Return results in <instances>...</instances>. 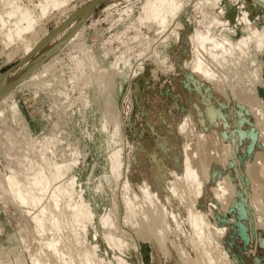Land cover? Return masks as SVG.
Wrapping results in <instances>:
<instances>
[{"label":"rangeland","instance_id":"1","mask_svg":"<svg viewBox=\"0 0 264 264\" xmlns=\"http://www.w3.org/2000/svg\"><path fill=\"white\" fill-rule=\"evenodd\" d=\"M10 1L0 0V264L37 257L87 264L94 256L99 264H209L206 253L214 264H264V197L248 178L249 164L264 155V128L233 95L234 87L249 91L264 107V0H176L165 10L175 13L162 14L165 24L162 16L140 22L148 0H69L43 16L34 8L39 0ZM11 4L31 8L35 21L23 38L7 41L1 15ZM206 30L233 48L213 59L198 42ZM197 59L211 75L193 66ZM184 131L195 142L199 132L219 134L213 141L224 150L210 149L208 188L216 177L227 186L228 177L236 185L231 199L228 188L222 203L192 191L184 165L195 142ZM144 168L158 191L152 200L142 188ZM39 170L69 188L59 203L44 197L46 228L33 218L40 205L21 202L6 176L24 186ZM69 203H85L91 215L75 225ZM166 207L176 213H164L168 235L160 219L155 228L150 221ZM191 209L204 218L200 242L188 226ZM52 239L64 258L47 246Z\"/></svg>","mask_w":264,"mask_h":264},{"label":"bare ground","instance_id":"2","mask_svg":"<svg viewBox=\"0 0 264 264\" xmlns=\"http://www.w3.org/2000/svg\"><path fill=\"white\" fill-rule=\"evenodd\" d=\"M11 1H13V0H11ZM10 1V2H11ZM68 1L69 0H39V2L37 3H35V7L34 8H36V7H38L40 10H41V13H40V15L41 16H43V15H46V14H48L49 12H51V11H53V10H58V9H60L61 7H65L66 5H67V3H68ZM9 2V3H10ZM14 2H16V1H13V2H11V3H14ZM176 0H148L147 2H145L144 4H143V10H144V18L143 17H141L142 19H140V22H142V20L144 19L146 22H144V20H143V22L144 23H148V22H150L151 20L153 21H158V19L159 18H161V16H162V14H164V12H165V10H166V7L167 6H171V9H172V7L174 6V5H176ZM15 4V3H14ZM14 4H11V6L10 7H12V6H14V7H12V8H14L13 10L11 9V11H9V12H6V13H4L3 15H1V18H2V22H3V24H4V27L5 26H7V28H6V35H5V37H6V39H7V41H11V40H14L15 38L14 37H16V38H20L21 36H22V38L24 37L23 36V34L26 32H28L30 29H32V27H34L33 26V24H34V21H35V16L33 17V10L31 9V8H22V6L21 5H18V4H16V5H14ZM178 4H179V0H178ZM173 5V6H172ZM177 7H179V5L177 6ZM177 7H175L174 8V11H175V9L177 8ZM168 9H169V7H167ZM31 9V10H30ZM167 9V10H168ZM170 9V10H171ZM178 9V8H177ZM173 10V9H172ZM167 13H169L170 15L171 14H174L175 12H173L172 13V11L171 12H169V11H167V12H165V14L167 15ZM165 16V15H164ZM163 17V16H162ZM167 18H168V16H167ZM139 19V18H138ZM156 19V20H155ZM206 19H208L209 20V18H206ZM165 21H167V19H166V16L165 17H163L162 19H161V21H159V22H162L163 24H165ZM20 22H24V24L23 25H20L21 23ZM139 22V21H138ZM161 24V23H160ZM167 25V24H166ZM165 25V26H166ZM140 27V26H139ZM214 28V27H213ZM208 29V28H207ZM246 31H247V33L249 34V35H251V33L249 32V30H250V28L249 27H247L246 26ZM25 33V34H26ZM199 33H201V32H199ZM24 34V35H25ZM205 36V38H203ZM16 40V39H15ZM17 41H18V39H17ZM19 41H20V39H19ZM198 42H199V44H200V47L201 48H203L209 55H211V57H213V59H217L219 56H220V54L222 53V48L224 47H231V48H233V45H232V42H231V40L229 39V38H224V37H218L217 35H215V34H212V32H211V30H206V33H201V34H199L198 35ZM248 42V41H247ZM249 45V44H248ZM236 50V49H235ZM235 52V51H234ZM237 53V52H236ZM239 54V53H238ZM236 56H237V54H236ZM239 56V55H238ZM245 62V61H244ZM194 65L193 66H195V68L196 69H203V72L202 73H205L204 75H206V76H208V75H211V74H209V72H208V70H206L204 67H203V63H202V61H201V59H197L194 63H193ZM245 64H246V62H245ZM5 75L6 74H3V76L5 77ZM2 76V75H1ZM1 78V77H0ZM192 78L193 79H197L196 78V76H192ZM229 80H227V82H228ZM225 82V81H224ZM5 84H6V80L5 79H3V81H2V86H5ZM229 83H227V85H228ZM217 85H218V87H219V83H217ZM236 85V84H235ZM224 86H226V85H224ZM229 86H230V84H229ZM217 87V86H216ZM231 87H233V86H230V88ZM235 88V90L232 88V90H234V93H233V95L235 96V98H237V100L239 101V102H241V103H243V104H245L246 105V108H249L250 109V111H252L253 112V110L255 111V113L257 114V116L259 117V120H258V122H257V127L258 128H260V126L261 127H263L264 128V107H261V106H259L258 105V102H261V101H258L257 102V100H256V98L254 97V95H252L251 93H249V91H243V90H240L239 88V90L237 89V87H234ZM218 89H220V87L218 88ZM237 89V90H236ZM1 91V90H0ZM216 91V90H215ZM223 92H225V91H223ZM222 92V93H223ZM232 92V91H231ZM218 93V92H217ZM232 94V93H231ZM2 95V94H1ZM220 95V94H219ZM223 96V95H222ZM259 104H261V103H259ZM210 106V105H209ZM208 106V107H209ZM242 106V105H241ZM208 107H206V108H208ZM210 109V108H209ZM208 110V109H207ZM217 114V112H216V110H215V108H211L209 111H208V115L213 119L214 117H215V115ZM262 120V121H261ZM214 122V121H213ZM215 123V122H214ZM219 124V123H218ZM220 125V124H219ZM209 126V125H208ZM251 126H252V124H251ZM255 127H256V125H255ZM262 128V129H263ZM214 129V128H213ZM252 129V128H251ZM250 129V130H251ZM182 130V129H181ZM215 130L216 129H214L213 130V132H215ZM264 130V129H263ZM186 132V133H185ZM221 132H223V130H221ZM263 132V134H264V131H262ZM184 133L186 134V137H188V135H187V133H189L188 131H184ZM203 133L201 132V135H200V132H199V134H198V137L197 138H195V140H196V142L193 140V139H191L192 138V136L193 135H195V134H191V135H189V137L191 136V138H189V139H191L190 141H194L195 142V145H194V147L193 148H195V149H192L193 150V152H194V150H196V153H193V152H190V151H192V150H189L188 152L190 153H188V152H186L185 154H187L186 155V161H185V174H184V176L186 177L185 179H187L188 181H189V184H191V185H194L195 187H193L192 188V191L196 194V195H202V194H205L207 197H210V201H213L214 199H216V200H221L222 198H220V193L221 192H223V190H224V188H228L229 189V191H230V193H229V196H228V199H231L234 195H235V192H236V185H235V183H233L232 181H231V179L230 178H228V177H226V179L224 180V182L227 184V186H225V187H222L221 186V184H222V181H220V179H218V177H216L217 178V181H215V183L214 182H212V188L209 190V188H208V185L210 186V181H212V179H210L209 178V176H208V171H207V164H208V162L210 161V159H211V156H212V154H210V149H212L214 146L216 147H218L219 149H218V151H223L224 150V146H223V144H220L221 142H218V136H219V134H217V135H215L214 133H212V131H211V133H210V135H208L209 133H207V134H205V135H202ZM221 134V133H220ZM200 135V136H199ZM212 135L214 136H217V137H215V139L217 140V142H218V144L219 145H217V143L216 142H214L213 141V137H212ZM224 136V135H223ZM196 137V136H195ZM187 138V139H188ZM201 138H203V139H201ZM222 135H221V140H222ZM262 139H263V143H264V137H262ZM220 140V139H219ZM192 141V142H193ZM223 142V141H222ZM191 144H193V143H191ZM216 144V145H215ZM188 145V144H187ZM186 145V147H188ZM217 147H216V149H217ZM221 149V150H220ZM151 151V150H150ZM187 151V150H186ZM212 152V151H211ZM258 153V152H257ZM217 154V156H216V158L218 157V153H215V155ZM223 154H224V152L222 153L221 152V156H220V158L223 156ZM259 154V158H258V160L256 161L257 163H258V165L256 164V165H251V164H249L248 166L250 167L249 169H250V171H249V180H250V183H254L255 185H256V188H257V186L260 188V191L262 192V194L261 195H263V197H264V162L262 163V161H264V155H260V153H258ZM263 154V153H262ZM152 156V155H151ZM195 156H197L196 157V159H194V157ZM257 156V155H256ZM155 156H153V158H154ZM213 157H215V156H212V158ZM258 157V156H257ZM216 158H214V159H216ZM156 159V158H155ZM155 159H154V161H155ZM221 160H223V158H221ZM255 160H256V158H255ZM254 160V161H255ZM216 161H217V159H216ZM252 161V160H251ZM254 161H252V162H254ZM156 162V161H155ZM213 163V162H212ZM224 163V162H223ZM228 164V163H227ZM219 166H220V164H218ZM230 165V164H229ZM228 165V166H229ZM56 166V170L59 172V174L63 171H61V168H62V166H60V164H56L55 165ZM157 166V165H156ZM251 166H252V168H251ZM64 168V167H63ZM62 168V169H63ZM222 168V167H221ZM43 170V169H42ZM40 171V170H39ZM38 171V173L37 174H35L34 173V175H32V177H30V178H28V184L27 185H24L23 186V182H22V184H20V182L19 181H17L16 180V178H15V176L13 175V174H7L6 176H7V184L9 185V188H10V192H13L14 193V195L15 196H17L20 200H21V202H23V203H32V204H34V206L36 205H40L39 206V208L38 209H40L39 210V213H35L34 214V217L33 218H35V223H38V224H40V226L41 227H44L45 225V221H47V219H46V217H45V220H44V215H45V213H47L46 212V206L44 205V201L43 200H45L46 199V195L47 194H49L50 195V197H51V199H54V201H56V202H58L59 203V201H60V199L58 200V197H61V195L63 196L65 193L67 194L68 193V187H66V186H63V183H61L62 181H63V179H62V181L61 182H59V180L57 181V182H54L53 180V178L51 177V176H49L47 173H46V171H40L39 172ZM146 169L144 168L143 169V173L145 174L144 176V179H143V181H144V184L142 185V188H146V189H148L149 190V195H150V197H151V199L150 200H152V197H153V199H155L154 197H156L157 196V194H158V191H157V189H155V188H153L151 185V183H149V181L147 180V176H146ZM63 173V172H62ZM61 173V177H62V175H64V173L62 174ZM158 176V175H157ZM201 176H203L202 178H201ZM60 176H57L56 177V179H58ZM159 178H161V177H158V179ZM220 178V177H219ZM61 179V178H60ZM157 179V180H158ZM180 179V178H179ZM182 179V178H181ZM208 180V181H203V180ZM210 179V180H209ZM74 179H72L71 181H72V183L73 182H75V181H73ZM222 180H223V178H222ZM158 182H159V180H158ZM177 182H179V181H177ZM71 183V184H72ZM174 183H176V182H174ZM181 183V182H180ZM74 184V183H73ZM70 185V184H69ZM68 185V186H69ZM163 185H164V183H163ZM162 185V186H163ZM173 185V184H172ZM177 185V184H176ZM180 185V184H179ZM71 186V185H70ZM69 186V187H70ZM159 186H160V183H159ZM68 188V189H65V188ZM73 187H74V185H73ZM190 187V186H189ZM255 187V186H254ZM253 187V188H254ZM70 189H72V186L70 187ZM153 189V190H152ZM171 189V188H170ZM175 189H177V188H175ZM191 189V188H190ZM164 190V189H163ZM258 190V192L257 193H260L259 192V189H257ZM178 191V190H177ZM175 192V191H174ZM182 192V191H181ZM193 192H191V193H193ZM173 193V192H172ZM193 193V194H194ZM174 194V193H173ZM179 194V193H178ZM195 194H194V197H195ZM175 195H176V193H175ZM180 195H181V193H180ZM192 195V194H191ZM193 196V195H192ZM44 197H45V199H44ZM49 197V196H48ZM65 197V196H64ZM194 197H193V199H194ZM139 198V197H138ZM143 198L144 199H147L146 197H144L143 196ZM49 198H47V200H48ZM143 199V200H144ZM157 199V198H156ZM199 199V198H198ZM129 200H130V202L132 203V205H133V203H135L134 202V199L131 197V196H129ZM148 200V199H147ZM158 200V199H157ZM195 200V199H194ZM56 202H54V204H55V206H56ZM144 203L146 202V201H143ZM147 202H149V200L147 201ZM154 202H155V200H154ZM57 203V204H58ZM150 203V202H149ZM153 203V202H152ZM152 203H150L151 204V206H152ZM157 203V202H156ZM211 203V202H210ZM221 203H222V200H221ZM85 203H81V204H79V205H77L76 207L75 206H72V204H70L69 203V206L71 205L72 207H75V210H73L74 212V215L72 216L73 218H74V220L72 219V221H74L75 222V225H76V223H78V224H80L79 222H83V220L86 218V217H89L90 215H91V211L89 210V208H87V206L88 205H84ZM158 204V203H157ZM175 204V203H174ZM85 207H84V206ZM128 205V204H127ZM131 205V206H132ZM145 205V204H144ZM148 205V204H147ZM146 206V205H145ZM156 206H158V205H155V207ZM57 207H58V205H57ZM142 207V206H141ZM180 207H181V205H180ZM184 207V206H183ZM37 208V207H36ZM151 208V207H150ZM153 208V207H152ZM162 208V207H161ZM48 209V208H47ZM74 209V208H73ZM156 209V208H155ZM197 209H198V207H197ZM145 210V209H144ZM152 210V209H151ZM160 210V209H159ZM189 210V209H188ZM192 210V209H191ZM36 211H38V210H36ZM147 211V210H146ZM197 210H192V211H190L189 213V216H188V221L185 219L183 222H185V221H187V222H189V224H188V226L190 227V229H191V233H192V236H193V234H194V236H195V240L197 241L198 240V242H200L201 240H204V238H203V235H202V228H203V223H204V218H203V216H201L198 212H196ZM141 212H143V211H141ZM148 212V211H147ZM149 212H150V210H149ZM153 212H155V211H153ZM167 213L172 219H175L176 218V213L173 211V212H171V211H169V209L166 207V209L165 208H163L162 209V211L160 210V211H158V212H155L156 213V217L154 216V218L153 217H151V219H150V221L152 220V224L154 225V222L155 221H157V220H159L160 219V221L161 222H163V223H161L162 225H163V229H161V227L158 229V230H165V228H166V230L168 231V229H169V227H167L168 226V224L166 225V223L165 222H168V221H166L165 220V217H166V215H164V213ZM29 213H31L30 211H29ZM33 213V212H32ZM154 213V214H155ZM153 214V215H154ZM181 215V214H180ZM184 215V214H183ZM169 216H168V218H169ZM71 217V218H72ZM153 218V219H152ZM167 218V217H166ZM53 220V219H52ZM51 220V221H52ZM57 219L55 218V221H54V224H55V226H56V228L58 227L57 225H59L58 224V222L56 221ZM37 221V222H36ZM182 221V220H181ZM55 222H57V223H55ZM147 222H148V220H147ZM175 222H177L176 220H175ZM47 223V222H46ZM71 223V222H70ZM158 223L160 224V222L158 221ZM157 222H156V224H158ZM151 224V227L153 228V225ZM155 224V225H156ZM154 225V228L157 226H155ZM162 225H160V226H162ZM166 225V226H165ZM179 225V224H178ZM177 225V226H178ZM37 227L39 226V225H36ZM47 226V225H46ZM46 226H45V228H46ZM78 226V225H77ZM182 226V225H181ZM41 227H39V228H41ZM83 227H85V226H83ZM189 227H187V228H189ZM76 228V227H75ZM75 228H74V230H75ZM79 227H77V229H78ZM80 228H82V227H80ZM86 228V227H85ZM85 228H82L81 230H84ZM151 228V231L153 230ZM168 228V229H167ZM43 229L44 228H42V229H40V230H42L43 231ZM157 229V228H156ZM180 229V228H179ZM39 230V231H40ZM73 230V229H72ZM73 230V231H74ZM79 230V229H78ZM158 230H157V232H158ZM160 230V231H161ZM166 230L164 231V232H166ZM170 230V229H169ZM75 231H77V230H75ZM85 231V230H84ZM150 231V232H151ZM181 231H182V229H181ZM187 231H189V230H187ZM44 232H45V230H44ZM43 232V233H44ZM169 232V231H168ZM190 232V231H189ZM188 232V233H189ZM77 233H78V231H77ZM159 233V235H161L160 233L161 232H158ZM157 233V234H158ZM155 235H157L156 233H154ZM154 234H152V235H154ZM166 234H167V232H166ZM159 235H157V237L159 236ZM168 235V234H167ZM162 237V236H161ZM161 237H160V239H161ZM112 238V237H111ZM159 238V237H158ZM193 239V238H192ZM194 240V241H195ZM163 241V240H162ZM195 241V242H196ZM58 240H57V242H55V240L54 239H52L50 242H49V240H48V247H50V249L53 251L54 249H56L57 250V248H56V246L58 245ZM164 243V242H163ZM46 246V247H47ZM92 247H95V248H97L96 247V245L95 246H92ZM53 248V249H52ZM95 248H94V252H95ZM59 249V248H58ZM54 251L57 255H59L61 252L60 251ZM176 251V250H175ZM43 252V251H42ZM60 252V253H59ZM39 253V252H38ZM46 253V252H45ZM53 253V252H52ZM168 253V252H167ZM55 254V255H56ZM62 254V253H61ZM37 255V254H36ZM46 255V254H45ZM44 255V256H45ZM180 255V254H179ZM35 256V255H34ZM62 256H63V254H62ZM61 256V257H62ZM94 256V255H93ZM65 256H63V258H64ZM95 258H96V256H94ZM200 257H203V255L201 256L200 255ZM200 257H198V258H200ZM206 257L208 258V260H209V264H214V262H213V257H211V256H209V254H207L206 253ZM38 259L35 261L33 258H32V260L33 261H35V263L34 264H46V263H43V261L41 262L40 260H39V257H37ZM62 258V259H63ZM89 258V257H88ZM95 258H93L92 257V259H95ZM191 258V257H190ZM205 257H203L202 259H204ZM92 259H91V262H93L94 264L96 263V262H94V261H96V259L94 260V261H92ZM103 259V258H102ZM42 260V259H41ZM88 260L89 259H87V264H89V262H88ZM190 260H193L194 262L195 261H197L196 260V258H194V259H189V261ZM64 262H63V264H71V263H68L66 260H63ZM100 261V262H99ZM99 261H97V263L96 264H99V263H101L102 261L101 260H99ZM192 261V262H193ZM203 261V260H202ZM91 262H90V264H91ZM99 262V263H98ZM191 262V263H192ZM194 262H193V264H194ZM201 262V261H200ZM200 262H199V259H198V263L200 264ZM92 263V264H93ZM198 263H196L195 262V264H198ZM202 263V262H201ZM33 264V263H32ZM47 264H49V263H47ZM51 264V263H50ZM202 264H204V261H203V263Z\"/></svg>","mask_w":264,"mask_h":264}]
</instances>
